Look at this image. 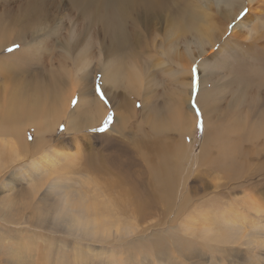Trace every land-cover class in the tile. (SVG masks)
<instances>
[{
    "label": "rangeland",
    "instance_id": "374dc122",
    "mask_svg": "<svg viewBox=\"0 0 264 264\" xmlns=\"http://www.w3.org/2000/svg\"><path fill=\"white\" fill-rule=\"evenodd\" d=\"M193 2L194 7L190 3L188 4L190 12H202L210 16L207 20H197L194 27L207 30V32L212 30L219 32L228 28L225 36L213 48L205 47L206 53L198 58L197 50L188 45L191 42L188 18L185 17L182 20L180 17L182 21L179 25H181L182 31H178L175 35L180 56L173 58L166 56L168 55L166 47L161 43L162 35L159 34L158 37L151 40L142 34V48L135 50L136 55H134L133 61L130 62L129 58H127L129 62L126 61L128 67L134 66L131 81L136 91L142 94L141 98L133 97L131 99L125 89L127 84L123 82L119 83L118 89H115L119 96L115 102L111 103L102 90L101 75L97 74L93 80L92 94L106 110L104 119L89 128L70 131L63 121L55 133L45 135L44 138L48 144L45 147L46 150L44 148L41 151L32 150V159L29 161L24 159L21 167L15 168L17 175L14 185L18 189L16 192L3 190L9 182L10 172L5 170L4 174L0 176V239L4 241L0 244L6 243L7 247L12 246L15 251L18 250L19 253L26 255L25 259L31 263L35 264L32 259L34 257L39 258L36 264L43 263L42 259L47 243L41 241L33 243L31 238H42L45 236L43 232L46 235L54 234L59 238L68 236L65 234L64 224L58 225L59 223L53 219V216H46L47 212L52 213L49 209L57 203L60 190L69 188L71 192L87 191L89 198L97 195L99 196L97 200L104 203H108L110 201L108 199L117 200L120 201L121 207L118 208V211H130L134 206L131 205L133 198L139 197L145 192L146 194L153 193L154 182L148 177L146 167L150 165L158 168L165 159L168 164L170 161L174 162L173 167L179 168L178 175L181 179L178 182L176 180L175 183L177 198L173 211L164 216V214L161 215L163 213L161 206L156 208L158 211L151 210V214L153 212L155 214L153 213L147 221H142L138 232L133 233L135 236L120 239L119 243L112 241L111 237L107 238L104 243L83 241L95 245L94 248L99 251L104 249L102 252L113 250L117 255L114 256V252L110 254L109 259L112 264H143L145 251L151 253L153 248L156 249L159 246L156 245L158 241H161L159 243L162 248L164 246L169 248L174 242L182 245L189 242L194 245L195 249L200 248L199 245H202L200 244L202 241L198 236L199 225L194 223L203 208L218 214L223 212L227 205H231L239 212V215L244 216L246 212L244 204L253 200L259 202L260 209H264V144L262 142L264 138H261L262 140L259 138L260 141L256 142L246 140L253 136L250 131L251 125L259 122L257 119L259 112L264 110V84L259 85L257 82H253L241 87L240 90L239 86L233 84L235 74L232 73L237 66L235 58L242 59L243 66L240 68L253 69L255 63L251 57H254V49L264 52V0H255L249 4L248 0H193ZM76 4L75 0H0V27H3L2 30H7L9 21L10 26L18 19L17 25L20 27L29 24L28 26L32 25L37 29L43 28L42 31L32 36L27 35L26 41L22 44H13L5 49L0 46V63H7L6 66L0 65V110L5 106V102L7 103L10 92L46 85L50 72H57L56 70L61 65V58L65 54L62 49L64 42L69 46L68 58L73 55L75 49L84 43L89 32L83 23L81 9L76 8ZM239 4L242 11L247 9V13L244 17L237 19L240 17L239 14L236 20L230 23L236 13L240 11ZM165 6L163 4L160 8L166 15L171 6L169 4H165ZM179 7L182 6L179 5ZM155 11L157 12L151 15L152 17L160 12L159 9ZM22 19L23 21H21ZM238 22L243 23L239 26ZM154 23L156 21H152V26H156ZM17 25L15 29L20 28ZM161 26L165 28L172 24L165 22ZM232 28H235L236 31L231 33ZM17 31L19 29L14 32ZM14 32L12 36L15 35ZM94 33H96L95 36ZM91 35L96 37L97 30L92 29ZM127 39L123 43L127 42V45L131 46V38ZM5 40V37L0 36V45L1 43L3 45ZM16 45L19 47L16 48ZM187 45L192 56L196 59L193 65L186 55ZM9 48H14V50L8 51ZM22 48H25V51ZM16 51H21L22 55H16ZM96 51L91 54L88 61L96 62L99 56ZM247 52L250 54L247 55ZM231 55L235 58L228 62V57ZM193 66L198 68L196 74L198 83L195 93L193 85L191 88L188 86L189 82L192 83L193 80ZM182 68L188 72L191 71V73L182 74ZM97 84L101 85L107 103L96 94ZM70 88V82L57 88L55 97L60 104L61 101L62 104L65 103L64 98L72 93ZM74 88H77V84H74ZM238 90L241 91V99H237ZM210 93H215L214 99H217L215 101L217 114L211 121L215 120V123L217 121L220 127V134L215 140L212 137L209 138L212 124L211 121H206L203 114V132L201 133L197 129L196 109L192 107L195 102L201 111L200 105L204 104L205 98ZM77 97L75 95L71 99L68 113L76 106H73L72 101L78 100ZM109 113L113 115V119L105 131H100L104 127V120ZM84 115L82 112L81 116ZM254 115H258L257 118H253ZM115 116L120 122L122 119L124 121L119 125L115 124ZM192 116L195 117V124L192 123ZM229 117L237 122L231 124L234 120ZM176 118L184 124L183 129L180 128V125L177 127ZM2 121L0 123H3ZM229 121L230 123H228ZM3 125L6 127V123L1 124V126ZM61 125L63 130H61ZM228 127L232 130L240 129L242 135L229 133ZM119 128L122 129V132L117 131ZM26 132V142L33 144L34 133L29 128ZM199 148L202 150L201 156L204 161L197 166L194 164V157ZM187 155L188 160H185ZM30 161H38L39 167H36L37 164L30 167ZM144 161L147 162V165ZM215 162L218 165H223L224 171L216 170L207 177L204 170ZM88 163L102 168L103 172L97 173V175H85L83 170ZM227 165V177L231 176V181L225 179ZM37 168H39L38 171ZM39 180L44 184L41 188L42 191L35 194L28 188H31L34 182ZM95 180L100 187L95 186ZM49 181H54L52 184L55 183L57 186L48 190L51 185L47 184ZM106 183L114 184L113 188L106 189ZM95 188L100 189L105 197H100L101 195L97 194ZM45 194L47 196H44ZM6 197L8 198L6 199ZM183 198L187 203L186 208L181 213H177V207L182 203ZM41 201L43 202L41 203ZM5 203H10L11 208L5 210L7 208ZM194 207L200 208V213L195 212ZM260 213H256L255 216H252L251 213L250 218L253 222L264 225V219L261 218L264 212ZM187 214L192 224L185 217ZM42 217L49 219L47 227L40 228L39 233L32 231L33 227L37 226L36 220ZM237 221L234 220V222ZM158 222L159 225L151 228ZM241 223L246 224L247 222L242 220ZM17 224H21L22 229L24 226H28L29 234L21 229L23 234L15 235L14 230L18 227ZM187 225L189 228L196 227L194 236L184 233L185 229H189L186 228ZM32 233L38 234V236H31ZM169 234H173L172 238ZM174 234H180L185 240L176 238ZM152 235H157L158 238H153ZM140 236L141 238L144 236V239L149 241L146 243L145 240H139ZM66 242L64 249L70 252L73 249V245H71L73 241L66 240ZM34 246L36 249H30ZM106 247L107 249H105ZM204 247L202 245L200 253L203 252ZM223 247L228 248V245H223ZM171 248L173 249V247L169 249L171 250ZM126 252L130 254L136 252V254L142 255L132 260H126ZM205 254L204 257L200 256L201 262L197 261L195 264H229L225 258H220L217 261L208 253ZM175 263L190 264L189 262L184 263V260Z\"/></svg>",
    "mask_w": 264,
    "mask_h": 264
},
{
    "label": "bare ground",
    "instance_id": "6f19581e",
    "mask_svg": "<svg viewBox=\"0 0 264 264\" xmlns=\"http://www.w3.org/2000/svg\"><path fill=\"white\" fill-rule=\"evenodd\" d=\"M75 1L77 2L76 8L79 7L81 9L83 23L86 30L89 32L84 43L75 49L73 55L68 58L67 53L69 46L64 42L62 49L64 50L65 54L61 58V65L59 66V69L56 70L57 72H50V76L48 77L49 79L46 85L44 87H32L31 89L24 88L19 89V91L15 90L10 92L8 94L9 99L7 100V103L5 102V106L0 110V121L4 120L2 121L3 123H0V176L4 174L5 170L10 172L9 182L4 186V191L13 193L18 190L14 185L16 181L15 176L17 175L15 168L21 167V164L25 161L24 159L27 161L32 159V150L41 151L43 148L46 150L45 147L48 146V144L44 136L50 133H55L56 129L60 127V124L63 123V121L66 123L67 129L69 128L70 131L72 129L79 130L89 128L93 124L104 119L106 110L92 94V86H94L93 80L97 74L101 75L100 81L102 83V90L109 98L111 103L115 102L117 96H119L117 95L115 89H118L119 83L123 82L127 84L125 89L128 92L126 90L125 91L128 93L131 99L133 97H142V94L137 92L133 87L134 85L131 81L133 73L132 68L134 66L132 65L128 67L126 63V61H128L127 58L130 59V62L135 59L134 55H136V49L138 50L142 48V34L151 40L158 37L159 34L162 35L161 43L166 47V53L168 54L165 55L177 58V56L180 55L178 54L177 49L179 48V45L176 42L177 38L175 35L178 31H182L181 25L179 24L185 17H187L191 35V42H189L188 45L196 49L198 58H201L206 53L204 48H213L214 45L220 42L222 37L225 36L228 29L227 28L224 31L219 32H216V30L207 32V30L196 29L194 26L196 25L197 20H207V18L210 16L202 12H190L188 4L190 3L191 6L194 7V5H192L194 3L193 0ZM253 1L255 0H248V4L252 3ZM163 4L164 7H166L165 4H169L171 6L168 8L170 11L167 12L166 15L164 10L160 8ZM179 5L182 7H179ZM158 9L160 10L159 14L152 17L151 15L157 12L155 10ZM239 10L240 11L236 13L230 23L236 20L238 15L241 13L242 10L240 4ZM180 17H182V20ZM18 20L16 22H12L10 26L9 21V24H7V30H2L1 28L3 27H0V36L5 37L6 39L4 44L2 45L1 43L0 45L2 49H5L13 44H22L26 41L27 35L32 36L33 34L43 30V28L37 29V27L32 25L28 26L29 24L27 26L20 27V25H17ZM21 21H23V19ZM152 21H156V23H154L156 26H152ZM165 22L171 23L172 26L162 28L163 26H161V24ZM242 23L243 22H238V25L240 26ZM16 25L20 28L15 29ZM239 26L237 27L239 28ZM17 29H19V31L15 33L14 31ZM92 29L97 30L96 37L91 35ZM234 31H236L235 28H232L231 33ZM13 32L15 35L12 36ZM95 35L96 33H94V36ZM128 37L131 38V46H128L127 42H125V44L123 43ZM188 45L185 48L186 55L191 62V65H193L196 62V59H194L192 56ZM23 49L25 51V48H22V50ZM94 51H96L99 55L95 63L88 61L89 57ZM16 52V55H22L21 51ZM246 54L249 55L250 52H247ZM233 58H235L233 55L229 56L228 62ZM235 59L237 66L232 71V73L235 74L233 79V84L235 86H239V89L241 90V87L252 84L253 82H257L259 85L264 84L263 51L256 50V48L254 49V57H251V59L253 63L257 65L254 64L255 68L253 69L246 68V70L240 68L243 66L241 61L242 59ZM0 65L6 66L7 63H0ZM200 65L202 66V64ZM181 73L188 75L191 73V71L188 72L186 69L182 68ZM143 80L145 79L143 78ZM68 82H70V90L72 93L64 98V100H66L65 103L62 104L61 101L60 104V102L55 97V92L60 85L64 86ZM74 84H77V88H74ZM188 86L191 88L192 83L189 82ZM240 92L241 91L239 90L237 91L239 96L241 95ZM214 94L210 93L209 96L205 98L204 104L200 105L203 117L206 119V121H211V119L215 118L217 114L215 103L217 99H214ZM75 95L78 96V103L74 109L68 113L70 101ZM190 96L191 91L189 93V98ZM239 96L237 99H241V96ZM263 111L259 112L260 114L257 113L259 116L254 115L253 118L258 116V118H256L259 122H255L256 124L254 123L251 125L250 131L252 132L253 136L251 139L246 140L256 142L257 140L260 141L261 138H264ZM82 112L86 116H81ZM178 118L175 120L176 125L177 127L180 125V128L183 129L184 124ZM191 119L192 123L195 124V117L192 116ZM229 119L232 118L229 117ZM122 121L124 120L122 119L120 122V120L115 116V124L119 125L122 123ZM236 122L234 120L231 122V124ZM4 123H6V127L5 125L1 126V124ZM228 123H230V121ZM211 124L212 130L210 131L209 138L211 139L212 137L215 140L220 134V127L217 124V121L215 123V120L211 121ZM122 126L124 127V125ZM229 127V133L232 132L231 134L238 133L240 136L242 135V131L240 129L232 130ZM27 128L31 129L34 133L35 141L33 144L27 143L25 140ZM245 129L247 128L245 127ZM117 131L122 132V129L119 128ZM262 142L264 144V139ZM234 143L236 144V140ZM201 154L202 150L199 148L194 157V164L197 166H199L204 161ZM172 155L173 153L170 156L172 157ZM185 160H188V155L186 156ZM32 162H29L30 167L37 164L38 161ZM145 164L147 165V162H145ZM173 164L174 162L171 163V161L170 164H168L165 159L158 168L151 167L150 165L146 167L148 177L154 182V187L152 188L153 193L146 194L145 192L139 197L133 198L132 204H130L134 206L130 211H118V208L121 207L120 201L117 200L113 201L108 199L110 201L108 203H104L97 200V198H99L97 195H93L92 198H89L87 191L71 192L69 188L60 190L61 193L59 194V198L56 200L57 203L51 206L49 209V211L52 213L47 212L46 216H53V219L57 220V223H59L58 225L64 224L66 228L65 234L68 236L67 238H59L50 232L49 233L51 235H46L43 230L42 232L45 235L42 237L43 239L31 238L33 243L36 241L47 243V248L44 249V255L42 259L43 263L41 264H112L109 256L114 252L113 250L102 252L104 249L99 251L94 248L95 245L84 242L89 240L90 242L104 243L107 238L111 237L112 241L119 243L118 240L120 239L127 238L128 236H135L133 233L138 232L137 230L140 229L139 227L142 225V221H147V219L154 213L153 212L151 214V210L156 208L158 209V206H161L163 210L161 215L164 214V216L169 214L170 211H173L177 198V193L175 192V183L176 180L177 182L181 180L178 175L179 168L176 169L173 167ZM38 165L39 164H37L36 167H39ZM86 165L87 166H85L83 170L85 175H97V173L103 172V169L100 167L97 168L95 164L88 163ZM38 170L39 168H37V171ZM216 170H221V172H223V165H218L215 162L204 170V174L208 177ZM31 171L33 170L31 169ZM227 176L228 165L225 171V179L231 181V176ZM96 180L95 186L100 187ZM91 181H93V179H91ZM52 182L54 181H49V183L46 182L48 185L51 184L48 187V190H51L57 186L55 183L52 184ZM43 184L44 182L39 180L38 182H34L33 186L28 189L31 191L33 190V192L37 194L39 191H42L41 188ZM255 184L257 185V183ZM113 185L114 184L106 183L105 186L106 189H112ZM95 191H97L98 195H101L100 197H105L102 195L100 189L95 188ZM44 196L47 195L45 194ZM7 198L8 197H6V199ZM42 202L43 201H41V203ZM5 204L7 206L5 210L11 208L10 203ZM186 205L187 203L185 198H183L182 203L177 207V213H181L186 208ZM244 206H246V212L244 211V216L239 215V212L236 211L231 205H227L225 207L226 209L221 213L219 212L218 214L214 213L212 210H204V208L200 213V208L194 207V211L200 213L194 224L199 225L198 236L202 241L200 244L205 246L203 252L200 253V248L202 245H199L200 248L195 249L194 245L188 241V243L185 245L173 241V245L169 246V248L173 247L171 250L166 248L167 246L162 248L159 243L161 241H158L156 242V245L159 246H157L156 249L153 248L151 253H149L147 250L145 251L143 264H176V261L179 262L182 260H184V263L189 262L190 264H195L197 261L201 262V257H204L206 255L205 253H208L210 257H213L217 261L220 260V258H225L229 264H264V225L255 223L250 218L252 214V216H255V214L258 212H264V209H260L259 202L253 200L244 204ZM187 216L188 214L185 217ZM45 217L36 220L37 226L33 227L32 231L39 233L41 230L40 228L47 227L46 225L50 221ZM261 218L264 219V214L261 215ZM187 220L191 223L189 217H187ZM234 220L238 221L234 222ZM242 220H245L247 223L242 224ZM17 225L18 227H16L14 230L15 235L23 234L22 230L29 234L28 226H24L22 229V227H20L21 224ZM157 225H159V222L155 223L151 228H154ZM187 227L189 228V225H187L186 228ZM195 229L196 227L185 229L184 233L186 235L194 236ZM170 235L172 238L173 234H169V236ZM31 236L37 237L38 234L32 233ZM174 236H176V238H183L180 234H174ZM152 237L158 238L157 235H152ZM144 238V236L142 238L140 236L138 239L145 240ZM66 240L73 241V244L71 245H73L74 250L72 249V252L65 251L64 247L67 243ZM183 240H185V238H183ZM145 241L147 243L149 240ZM0 242L3 243L4 241H1L0 239ZM223 245H228V248H224ZM30 249L36 248L34 246ZM105 249H107V247ZM136 252L135 254L126 252V260H132L133 258H137L138 256L142 255H138ZM113 254L114 256L117 255L115 252ZM25 256L23 253H19L18 250L15 251V248H12V246L7 247L6 243L0 244V264H34L27 261ZM32 259L35 264L39 260V258L36 259L35 257ZM148 259L153 261H149ZM194 259H196V261H194Z\"/></svg>",
    "mask_w": 264,
    "mask_h": 264
},
{
    "label": "snow or ice",
    "instance_id": "6c2138e0",
    "mask_svg": "<svg viewBox=\"0 0 264 264\" xmlns=\"http://www.w3.org/2000/svg\"><path fill=\"white\" fill-rule=\"evenodd\" d=\"M247 13V9H244L241 13H240V17H238L237 19L241 18V17H244ZM231 27V25H230ZM16 48L19 47V45H16L15 46ZM8 51H13L14 48H9L7 49ZM198 72V68L196 66H193L192 68V74H193V80H192V85H193V92L195 93L197 91V79H196V74ZM95 91H96V94L100 96V98L102 100L105 101V103H107V100L105 99V95L104 93L102 92L101 90V85L97 84L96 85V88H95ZM78 103V100L74 99L72 101V104L73 106H75L76 104ZM192 107L194 109H196V117H197V124H196V127L197 129L202 133L203 132V119H202V113L201 111L199 110L198 106L196 105L195 102H193V105ZM113 119V115L111 113H109V115L107 116V118L104 120V127H102L100 129V131H105L108 124L112 121ZM61 130H63V126L61 125ZM29 139H31V137H29Z\"/></svg>",
    "mask_w": 264,
    "mask_h": 264
}]
</instances>
